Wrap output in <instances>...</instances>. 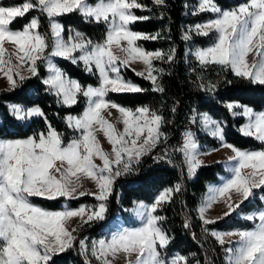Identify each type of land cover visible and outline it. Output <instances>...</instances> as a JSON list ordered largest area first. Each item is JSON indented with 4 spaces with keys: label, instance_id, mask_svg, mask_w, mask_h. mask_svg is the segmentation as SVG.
Here are the masks:
<instances>
[{
    "label": "snow or ice",
    "instance_id": "obj_1",
    "mask_svg": "<svg viewBox=\"0 0 264 264\" xmlns=\"http://www.w3.org/2000/svg\"><path fill=\"white\" fill-rule=\"evenodd\" d=\"M153 4L164 6L165 0H153ZM137 9L151 11L139 0H98L94 5L87 0H26L22 5H0V74L7 78L10 88H17L31 77H39V63H44L48 75L41 82L59 105L71 108L80 96L87 101L80 115L65 117L67 126L79 133L67 145L50 124L47 133L42 132L38 137L0 140V264H50L55 255L73 248L77 241L73 233L78 228L69 230L67 223L73 218H79L80 226L105 220L117 177L137 171L143 157L150 155L162 142H167V134L162 129L171 121H166L158 111L149 105L127 108L108 98L109 93L146 91L121 74L122 69L136 61L142 62L145 70L135 72V75L150 81L153 92H163L159 82L163 69L157 68L154 61L175 60L174 47L168 52L148 51L137 43L163 38L160 32L132 30L131 26L136 22L150 19L136 15L134 10ZM31 10L48 18L51 44L48 34L38 31L39 17H33L20 30L12 29V23ZM73 12H78L86 21L104 24L107 27L104 40L93 42L74 29L65 40L63 26L57 18ZM201 12L214 13L215 18L190 27L182 36L187 42L192 39V33L199 36L215 33L216 39L211 46L196 48L190 53L199 65L202 68L209 64L219 65L235 77L264 86V0H244L227 10L214 0H199L192 14ZM6 44L12 46L11 53ZM114 49L124 56L117 55ZM249 55H252L251 62ZM55 57L73 65L82 63L85 72L98 74V86H84L69 78L53 62ZM200 88L214 92L216 85L201 83ZM224 107L233 117L247 118V123L239 129L242 136L264 144V111L256 112L239 102H227ZM110 108L120 114L122 130L102 114ZM10 111L17 120L41 116L47 123V117L39 107L25 110L14 104L10 105ZM171 111L175 113L176 108ZM111 114L107 112V115ZM190 122H198L209 135L219 140L221 148L233 153L228 158L230 178L218 186L209 185L198 208L203 232L214 237L221 246L226 264H264V210L243 217L256 222L252 230L219 232L208 227L236 213L255 196V190L264 192V149L246 151L228 143L224 123L208 113L193 109ZM98 131L111 145L110 153L100 146L96 136ZM218 150L202 152L191 131L184 133L183 143L174 149L182 154L188 178L194 177L203 166L201 156ZM171 155L165 151L154 159L171 164ZM97 158L101 164L95 162ZM82 179L91 180L95 191L80 190ZM181 190L182 185L177 183L160 191L151 204H136L133 212L141 221L138 227L121 228L109 238L92 241L91 245L86 243L87 238L80 239L84 264H114L121 257L126 264H190L188 258L180 254L165 258L171 237L161 227L165 217L158 214V210L171 203ZM233 195L238 199L234 200ZM84 196H92L96 203L49 211L29 199L64 198L67 201ZM219 202L224 203L226 210L221 216L208 218V209ZM184 227H189L187 220ZM233 237L238 239L233 242Z\"/></svg>",
    "mask_w": 264,
    "mask_h": 264
},
{
    "label": "trees",
    "instance_id": "obj_2",
    "mask_svg": "<svg viewBox=\"0 0 264 264\" xmlns=\"http://www.w3.org/2000/svg\"><path fill=\"white\" fill-rule=\"evenodd\" d=\"M98 0H87L93 4ZM26 0H0L2 6L20 5ZM146 5L147 10H134L138 16H149L147 21L136 22L131 26L133 31L142 33L160 32L162 39L138 41L144 49L155 51L157 49L168 52L170 48L176 49L173 62L154 61L157 68L163 69L159 75L160 86L163 92H153L150 81L135 75L130 68L121 70L126 80H131L146 89L142 93H109V99L127 108L135 109L138 106L149 105L152 109L162 114L166 121L163 131L167 134V142H162L148 156L142 158L137 166V171L117 177L113 184V191L108 201V212L103 221L75 227L77 241L73 248L55 255L50 264H84L85 257L80 254V239H94L112 231L110 220L118 215L124 226H133L134 222L127 215V210L137 201L151 203L157 194L164 188L172 187L177 183L182 185V190L173 197L171 203L165 204L158 210L160 216L165 217L161 222L163 230L171 237V243L164 253L166 259H171L176 254L188 258L190 264H226V257L221 246L214 237L203 232L202 223L197 212L198 204L205 192L206 185L218 181L221 174L226 171L220 163L203 165L196 175L188 178L185 172L182 155L175 152L179 147L180 138L184 135L189 125V118L193 109L198 113H208L213 119L222 121L225 128V139L228 143L239 149L261 150L264 144L250 137L240 134L238 126L243 122V117H232L224 107L226 102L235 101L253 108L255 111H264V86L252 84L248 80L235 77L230 70L222 69L219 65L209 64L202 68L192 56L193 48H205L215 41V33L208 36H199L192 33L190 41H184L182 36L194 24L213 18L211 12L192 14V6L196 0H165L164 6H155L153 0H139ZM222 9L234 8L244 0H214ZM33 17H39L38 31L48 34L49 44L51 38L48 31V18L37 10H31L23 18H17L11 25L13 30H20ZM58 22L63 26V37L67 38L70 30L83 33L93 42H101L105 38L107 27L104 24L86 21L78 12L58 17ZM50 49V48H49ZM48 49V50H49ZM53 62L65 72L69 78L77 80L80 84L98 86V74L84 71L83 64L73 65L61 58H53ZM39 77L26 79L15 89H0V138L25 139L46 132L48 125L61 135L63 144L78 136L77 132L65 123L68 115L78 116L82 113L85 98L80 96L78 103L71 108L62 107L57 103L54 95L45 91L42 79L47 70L43 63H39ZM214 84V92H206L200 84ZM9 104H18L24 108L39 107L47 117H32L28 122L18 121L8 109ZM175 107L176 111L171 110ZM196 139L204 148H216L220 145L218 139L196 131ZM172 153V163L166 160L154 159L164 154ZM30 201L47 210H59L67 206L75 208L80 204L93 205L96 203L92 196H84L75 200H47L42 197H30ZM264 192L255 190V196L245 202L237 212H246L264 208ZM187 220L189 227L185 228ZM256 222L241 219L233 213L227 218L209 225L210 230L249 229Z\"/></svg>",
    "mask_w": 264,
    "mask_h": 264
},
{
    "label": "rangeland",
    "instance_id": "obj_3",
    "mask_svg": "<svg viewBox=\"0 0 264 264\" xmlns=\"http://www.w3.org/2000/svg\"><path fill=\"white\" fill-rule=\"evenodd\" d=\"M98 1H96L95 3H97ZM95 3H93L92 5H94ZM23 4V3H22ZM22 4H20V5H22ZM198 4H199V0H196V2H195V4L192 6V9H191V11L193 12L197 7H198ZM14 6H16V5H14ZM215 15V14H214ZM215 18V16L213 17V18H211V19H214ZM32 19V18H31ZM30 19V20H31ZM29 20V21H30ZM208 20H210V19H208ZM208 20H206V21H204V22H201V23H197V24H203V23H205V22H207ZM194 25H196V24H194ZM193 25V26H194ZM192 27V26H191ZM48 31H49V35H50V38H51V33H50V27H49V22H48ZM69 33H70V31H69ZM69 33H68V35H67V38H64L65 40H67L68 39V36H69ZM106 34V33H105ZM185 34V33H184ZM215 39H216V37H215ZM51 41V40H50ZM123 43H124V45H126V42H124L123 41ZM206 48V47H205ZM194 49H196V48H193L192 50H191V52L194 50ZM51 50V48L49 49V51ZM114 51L116 52V54L117 55H119V56H121V57H123L124 56V53H121V52H119L118 50H116V49H114ZM43 65H45V64H43ZM45 67H46V65H45ZM128 68H130L134 73L135 72H139V71H143V70H145V66L143 65V63L142 62H139V61H136V62H133V63H131L130 65H129V67ZM48 75V71H47V73H46V75H45V77ZM44 77V78H45ZM43 80V79H42ZM86 100V99H85ZM87 103V102H86ZM21 106V105H20ZM22 107V106H21ZM9 109H10V106H9ZM112 114H111V116H109V115H107V112L108 111H106V112H103L102 114L105 116V118L106 119H108L109 120V122H111V123H113L114 125H115V127L118 129V130H122L123 129V124L121 123V122H119V113L117 112V110L116 109H111V110H109ZM256 112H261V111H256ZM10 113H11V111H10ZM12 114V113H11ZM193 116V114L190 116V118H189V125H188V128H187V130L185 131V132H187V131H191V132H193L194 134L196 133V131H198L199 133H202V134H207V135H209L208 134V132L198 123V122H196V123H192V122H190V120H191V117ZM35 117H39V116H35ZM243 117V116H242ZM29 119V118H28ZM27 119V120H28ZM20 121V120H19ZM24 121H26V120H24ZM65 123H66V120H65ZM247 123V118H245V117H243V122H242V124L240 125V127L242 126V125H244V124H246ZM66 125H67V123H66ZM47 131H48V128H47ZM47 131L45 132V133H47ZM184 132V133H185ZM240 132V131H239ZM40 134V133H39ZM38 134V135H39ZM38 135H37V137H38ZM78 135H79V133H78ZM96 136H97V139H98V141L100 142V146L102 147V149H104L105 150V152H111V145L108 143V141H107V139L104 137V135H103V133L102 132H100V131H98L97 133H96ZM209 136H211V135H209ZM31 137V136H30ZM183 139H184V135H183V137H182V140H181V143H180V145L183 143ZM179 145V146H180ZM198 145L200 146V150L202 151V152H207V151H209V150H211L210 148H204L203 147V144H201V143H199L198 142ZM217 148V147H216ZM182 155V154H181ZM182 159H183V157H182ZM185 166V165H184ZM185 172H186V174H187V169H186V166H185ZM188 176V175H187ZM230 176H231V172L230 173H228V175H223V177H221L220 178V184H222L226 179H228V178H230ZM94 183L93 182H89V183H86L83 187H82V190H88V191H95V187H94ZM209 187V186H208ZM208 187H206V189H205V192H204V194L202 195V198H201V200H200V203L198 204V207H197V211H198V208H199V206L201 205V203H202V201H203V199H204V197H205V194L208 192ZM159 194V193H158ZM155 199V198H154ZM154 199H153V201H154ZM152 201V202H153ZM262 201H263V203H264V199H262ZM151 202V203H152ZM138 203H144V204H151V203H145V202H143V201H137V202H135L134 204H133V206L131 207V208H129L128 210H127V215H128V217L131 219V220H133V222H134V225L133 226H124L123 225V222H122V220H121V218L118 216V215H115L109 222H110V225L112 226V231L111 232H109V233H107V234H103L101 237H100V239H106V238H109L110 236H111V234L113 233V232H116L117 230H119V229H121V228H135V227H138V226H140V223H141V221L139 220V218L134 214V212H133V209L135 208V205L136 204H138ZM83 205V204H82ZM81 205H79V206H77V207H75V208H71V209H76V208H78V207H80ZM64 208L65 207H63L62 209H59V210H53V211H60V210H64ZM262 210H264V208H260V209H257V210H253L252 212H250V213H257V212H259V211H262ZM50 211V210H49ZM224 211V207H222V208H220V209H217V210H214V209H208V211H207V213H206V216L208 217V218H215V217H218V216H221V214H222V212ZM249 213V214H250ZM240 214H245V213H243V212H240ZM198 215H199V213H198ZM71 221V227H70V230L72 229V228H75L79 223H80V220H79V218H73L72 220H70ZM216 231V230H215ZM219 232H229V231H219ZM238 238L237 237H233L232 238V240H233V242H235L236 240H237ZM92 241H95V240H92V239H88L87 241H86V243H88L89 245H91V243H92ZM125 260L123 259V257H121V258H119V259H117L115 262H114V264H124L123 262H124ZM126 264V263H125Z\"/></svg>",
    "mask_w": 264,
    "mask_h": 264
},
{
    "label": "crops",
    "instance_id": "obj_4",
    "mask_svg": "<svg viewBox=\"0 0 264 264\" xmlns=\"http://www.w3.org/2000/svg\"><path fill=\"white\" fill-rule=\"evenodd\" d=\"M122 44H124L123 43V41L121 42ZM212 45V44H211ZM210 45V46H211ZM5 47L9 50V53H11L12 51H13V48H12V46L10 45V44H6L5 45ZM209 47V46H208ZM7 58V57H6ZM248 60H249V62H251L252 61V55H249V57H248ZM13 62H15V61H13ZM44 64V63H43ZM44 68L47 70V67H45V65H44ZM25 75H28L26 72L24 73ZM86 86H88V85H86ZM0 89H10V86H9V84H8V81H7V78L5 77V76H3L2 74H0ZM86 100H85V104H84V108L86 107ZM229 102H235V101H229ZM227 103V102H226ZM10 105H14V104H9L8 105V109H9V106ZM18 105V104H17ZM23 107V106H22ZM31 107H37V106H31ZM31 107H28V108H31ZM24 108V107H23ZM84 108H83V111H84ZM25 110H27V108H25ZM109 110H111V108L110 109H108L107 111H109ZM82 111V112H83ZM9 112H10V109H9ZM231 115V114H230ZM232 116V115H231ZM233 117V116H232ZM236 117H238V116H236ZM32 118V117H31ZM30 119V118H29ZM28 119V120H29ZM28 120H26V121H24V120H20V122H24V123H26V122H28ZM216 120V119H215ZM19 121V120H18ZM218 121V120H217ZM242 124V123H241ZM240 124V125H241ZM240 125L238 126V130L240 129ZM30 137V136H29ZM28 138V137H27ZM26 139V138H25ZM0 140H13V139H1L0 138ZM72 140H70L69 142H71ZM68 142V143H69ZM67 143V144H68ZM66 144V145H67ZM219 150L218 151H214V152H210V154H208V155H203V156H201L200 158L203 160V165H206V164H211V163H217L218 161H219V163H220V165L222 166V168L226 171V173L225 174H221V175H219V177H218V181L217 182H215V183H209V184H207L206 185V187H208L209 185H216V186H218V185H220V178L221 177H223V175H228V173H230V170H229V164H228V158L231 156V155H233V153L231 152V150L230 149H227V148H221L220 147V145L217 147ZM104 150V149H103ZM241 150H245V149H241ZM105 151V150H104ZM210 151V150H209ZM246 151H259V150H246ZM95 162L97 163V164H101L102 162L97 158L96 160H95ZM91 180H89V179H82V181H81V183H82V187L86 184V183H89ZM92 182V181H91ZM94 187H95V185H94ZM80 190H82V188L80 189ZM162 191V190H161ZM158 195V194H157ZM233 199L235 200V199H238V197H236L235 195H233ZM80 205H82V204H80ZM79 206V205H78ZM222 207H224V211L226 210V208H225V205H224V203L223 202H219V203H216V204H214L210 209H214V210H217V209H220V208H222ZM260 209V208H259ZM50 211H53V210H50ZM223 211V212H224ZM253 210H250V211H246V212H243V213H245V214H240V212H236L235 213V215L237 216V217H239V218H241V219H244L243 217L245 216V215H247V214H249L250 212H252ZM198 212V211H197ZM222 212V213H223ZM208 214V213H207ZM222 215V214H221ZM67 227L69 228V230H70V227H71V221H69L68 223H67ZM255 227V224H254V226L253 227H251V228H249V229H230V230H216V231H246V230H252L253 228ZM73 235H74V233H73ZM100 239V237L99 238H97L96 240H99ZM124 264L126 263V261H124L123 262Z\"/></svg>",
    "mask_w": 264,
    "mask_h": 264
},
{
    "label": "built area",
    "instance_id": "obj_5",
    "mask_svg": "<svg viewBox=\"0 0 264 264\" xmlns=\"http://www.w3.org/2000/svg\"><path fill=\"white\" fill-rule=\"evenodd\" d=\"M182 137H183V136H182ZM182 137L180 138V141H179V143H178L179 145H180V143H181ZM90 239H91V238H90ZM92 240H94V239H92Z\"/></svg>",
    "mask_w": 264,
    "mask_h": 264
}]
</instances>
